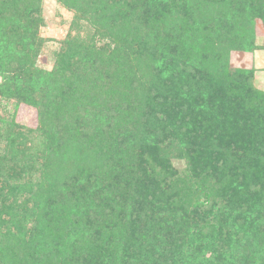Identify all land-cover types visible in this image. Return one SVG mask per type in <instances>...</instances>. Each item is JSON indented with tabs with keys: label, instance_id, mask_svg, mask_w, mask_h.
Instances as JSON below:
<instances>
[{
	"label": "trees",
	"instance_id": "16d2710c",
	"mask_svg": "<svg viewBox=\"0 0 264 264\" xmlns=\"http://www.w3.org/2000/svg\"><path fill=\"white\" fill-rule=\"evenodd\" d=\"M57 1L44 70L38 0H0V103L38 118L0 117V264H264V93L230 64L264 0Z\"/></svg>",
	"mask_w": 264,
	"mask_h": 264
},
{
	"label": "rangeland",
	"instance_id": "374dc122",
	"mask_svg": "<svg viewBox=\"0 0 264 264\" xmlns=\"http://www.w3.org/2000/svg\"><path fill=\"white\" fill-rule=\"evenodd\" d=\"M36 11L29 29L34 32V40L38 43L36 65L44 70L52 69L55 59V52L60 47V42L69 34L72 27L73 12L64 8L57 0H38L34 5ZM18 11V10H17ZM22 15L19 16V18ZM255 45L257 49L252 53L234 52L230 55V64L235 69L253 70L250 82L255 88L264 93V29L260 22H256ZM248 78V80H249ZM1 82V78H0ZM2 104L7 105V111L2 110ZM15 102L0 103V117H7L8 113L14 111L15 124L26 128L37 126V110L25 104H18L13 109ZM181 167V163H176Z\"/></svg>",
	"mask_w": 264,
	"mask_h": 264
}]
</instances>
